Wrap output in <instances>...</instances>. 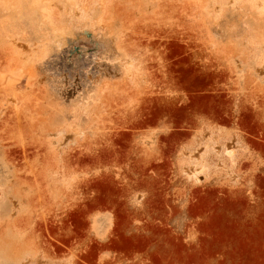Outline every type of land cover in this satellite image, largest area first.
<instances>
[{"label": "rangeland", "instance_id": "374dc122", "mask_svg": "<svg viewBox=\"0 0 264 264\" xmlns=\"http://www.w3.org/2000/svg\"><path fill=\"white\" fill-rule=\"evenodd\" d=\"M0 264H264V0H0Z\"/></svg>", "mask_w": 264, "mask_h": 264}]
</instances>
